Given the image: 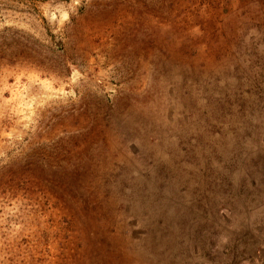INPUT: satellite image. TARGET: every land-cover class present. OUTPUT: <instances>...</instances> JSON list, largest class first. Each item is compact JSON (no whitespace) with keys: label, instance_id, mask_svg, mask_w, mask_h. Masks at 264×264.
I'll list each match as a JSON object with an SVG mask.
<instances>
[{"label":"rangeland","instance_id":"obj_1","mask_svg":"<svg viewBox=\"0 0 264 264\" xmlns=\"http://www.w3.org/2000/svg\"><path fill=\"white\" fill-rule=\"evenodd\" d=\"M0 264H264V0H0Z\"/></svg>","mask_w":264,"mask_h":264}]
</instances>
